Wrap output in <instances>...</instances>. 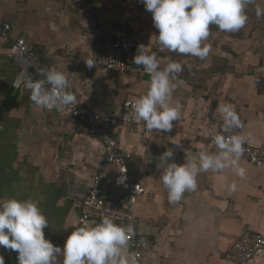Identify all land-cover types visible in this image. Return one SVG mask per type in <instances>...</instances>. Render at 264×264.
<instances>
[{
    "label": "crops",
    "instance_id": "1",
    "mask_svg": "<svg viewBox=\"0 0 264 264\" xmlns=\"http://www.w3.org/2000/svg\"><path fill=\"white\" fill-rule=\"evenodd\" d=\"M256 6L264 8V0L248 6V20L238 32L211 25L204 41L211 51L201 60L160 51L152 14L140 0H0V26H11L8 36L0 34V198L38 201L49 221L45 238L63 248L71 231L94 223H81L80 211L99 172L104 196L121 195L116 180L122 174L112 166L103 169L104 150L97 138L66 109L39 108L30 91L13 88L18 67L7 56L12 42L24 38L38 58L32 79H43L39 70L52 67L69 73L74 79L68 89L77 105L91 114L120 118L125 103L146 94L150 77L89 68L85 61L106 54L117 35L140 38L162 64L171 59L184 65L173 93L182 117L171 132H149L135 120L113 129L130 155L128 178L144 188L134 206L136 231L151 243L142 263L233 264L228 251L245 232L264 235V167L241 159L244 179L231 170L201 173L197 189L170 204L156 165L169 148L177 164L189 150L208 148L213 134H223L216 108L226 102L243 122L234 134L247 136V146L264 148V17H257ZM136 54L128 55L130 63ZM209 151H215L214 145ZM233 181L237 190L230 194L226 185ZM0 255L5 264H18L17 252L0 246ZM250 264H264V254Z\"/></svg>",
    "mask_w": 264,
    "mask_h": 264
},
{
    "label": "clouds",
    "instance_id": "2",
    "mask_svg": "<svg viewBox=\"0 0 264 264\" xmlns=\"http://www.w3.org/2000/svg\"><path fill=\"white\" fill-rule=\"evenodd\" d=\"M146 11L151 12L155 35L160 51L168 50L182 56L205 59L211 46L205 44L210 35V26L219 31L235 33L248 20L246 9L255 0H140ZM258 18L264 17V8L256 6ZM89 68L94 61H85ZM133 63L142 66L150 76L146 94L137 98L132 105V118L142 122L149 132L168 133L174 122L182 117V106L174 100L177 88L174 83L184 65L177 61L162 64L155 53L149 54L144 45H139ZM43 79L27 81L30 100L39 108L60 111L66 106H75L77 96L68 90L69 79L55 67L40 69ZM223 134H213L208 148L195 153L188 151L182 164H177L172 149L165 150L156 167L162 185L167 190L170 204L181 201L185 192L197 189V177L209 171L222 173L231 170L235 176L244 179L247 170L241 159L248 137L234 134L243 129V122L232 103L219 104L216 108ZM208 135V133H205ZM177 147L180 146L176 143ZM215 151H209L211 146ZM124 173V172H121ZM127 177L120 175L116 183L123 185ZM234 193L237 184L226 185ZM49 221L31 198H0V246L18 253V264H138V254L129 251V242L134 235L132 225L122 226L109 216L101 217L98 223L85 224L71 231L63 248L45 238L44 229ZM0 264H5L0 255Z\"/></svg>",
    "mask_w": 264,
    "mask_h": 264
},
{
    "label": "built area",
    "instance_id": "3",
    "mask_svg": "<svg viewBox=\"0 0 264 264\" xmlns=\"http://www.w3.org/2000/svg\"><path fill=\"white\" fill-rule=\"evenodd\" d=\"M10 30L11 26L9 24L0 26V34L3 36H8ZM139 45H144V42L140 38L117 35L113 38L111 48L106 54L92 60L95 66L118 74L133 78L149 76L144 72L142 66L132 64L127 59L130 53L137 52ZM7 56L18 67L17 75L13 81V88L15 90L30 91L27 88V81L32 79L31 75L34 72L38 71L39 63L38 58L29 51L26 40L21 37L15 39ZM133 103L124 104L120 118H109L91 114L85 107L77 104L75 106H66L63 109H66L72 118L83 125L89 136L97 138L101 142L104 150L103 169L112 166L120 174L127 177L125 183L119 186L121 195L116 198H108L104 196L105 188L102 184L104 177L103 170L99 172L82 203L80 222H99L101 217L109 216L118 225H132L134 227V235L129 244L132 247V252L138 254V264H143V256L150 250L151 243L148 238L138 234L136 231L134 206L137 199L143 194L144 188L141 184L132 182L128 178L127 160L130 158V155L121 149L118 140L113 134V129L119 122L129 125L134 123V119L132 118ZM244 147L245 152L242 159L256 167H264V148L250 147L246 144ZM263 254L264 235L245 232L232 245L228 251L227 259L233 264H250L255 258Z\"/></svg>",
    "mask_w": 264,
    "mask_h": 264
}]
</instances>
